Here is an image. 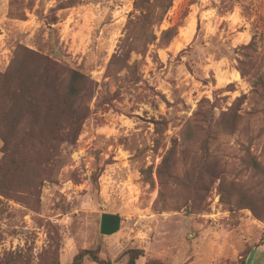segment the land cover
Masks as SVG:
<instances>
[{
  "label": "rangeland",
  "instance_id": "obj_1",
  "mask_svg": "<svg viewBox=\"0 0 264 264\" xmlns=\"http://www.w3.org/2000/svg\"><path fill=\"white\" fill-rule=\"evenodd\" d=\"M168 1L0 0V74L18 47L41 49L83 64L93 92L71 112L87 109L79 132L48 150L54 168L10 166L0 183L1 262L264 264V0H171L154 24Z\"/></svg>",
  "mask_w": 264,
  "mask_h": 264
},
{
  "label": "trees",
  "instance_id": "obj_2",
  "mask_svg": "<svg viewBox=\"0 0 264 264\" xmlns=\"http://www.w3.org/2000/svg\"><path fill=\"white\" fill-rule=\"evenodd\" d=\"M76 4H79V0H67L61 4L60 9L70 8ZM145 4H148L147 0H136L135 9L146 11ZM170 6L171 0L162 8L158 7L159 13L156 15L154 24L163 20ZM55 23L56 20L52 19L46 24L50 26ZM176 34L174 29L167 30L162 34V40L167 44ZM154 41L155 37L152 35L147 38L146 43ZM119 51L121 52L120 60L127 61L130 53L137 52L138 49L133 41L129 43L123 41L120 43ZM28 65H32L34 70L29 72L23 70V72L22 69H18V67L27 68ZM11 67H13L11 70L0 74V142L2 143L0 183L12 173L10 166L46 171L54 168L52 158L47 155L48 150L51 147L53 150L55 148L53 145L57 146L67 142V137L71 132H79L80 125L87 115V109L78 120H73L71 112L79 102V96H93V92L90 91L91 77L84 73L83 64L75 70L66 71L57 60L41 49L32 51L18 47ZM66 76L68 77L67 84L61 90V80ZM31 79L34 80L36 87L23 88L22 82H29L28 80ZM20 105H33L35 109L37 106L39 111L34 114L35 116H29L19 110ZM212 108L213 105L206 111L198 113L201 119L204 118L202 123L207 124L212 121ZM26 119L34 120L36 125L38 121V126L29 125L28 121L27 127L21 128L22 122ZM3 192L4 188H0V193ZM121 257H126L125 264H137L138 260L143 257V251L127 250ZM84 258L96 264H109V261L101 260L99 253L95 250L80 252L71 264H82ZM0 264L15 263L5 259L0 261ZM50 264H59V262L55 260Z\"/></svg>",
  "mask_w": 264,
  "mask_h": 264
}]
</instances>
